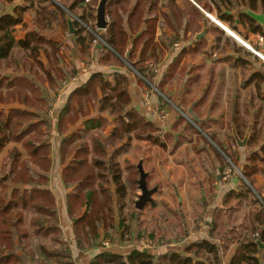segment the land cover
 Instances as JSON below:
<instances>
[{
	"label": "crops",
	"instance_id": "crops-1",
	"mask_svg": "<svg viewBox=\"0 0 264 264\" xmlns=\"http://www.w3.org/2000/svg\"><path fill=\"white\" fill-rule=\"evenodd\" d=\"M93 1L94 0H85L84 2L78 3L73 8L72 12L58 6L66 13L65 16L62 15L56 6L48 3L39 6L34 0H13V2L10 3L3 1L1 12L16 16V11L18 9H26L22 14L23 23L18 25L14 31V38L16 41H23L29 33L37 32L40 34V37L47 42L56 44V48L58 49V58L55 56L54 59L51 60L53 61L51 64L49 55L50 49L44 44L41 46L47 47V50L45 49L46 52L39 50L40 56L38 60L30 59L25 50L23 51L20 48L15 49L13 51L15 56L14 60L20 65L19 67L33 64V69L40 72L39 75L41 79L44 82H47L43 75V73L46 72L53 80L55 87L58 82L67 75V73L72 70L78 71L80 80L77 84L71 85L66 89L65 97L67 96L68 99L58 107V113H55L56 118L59 116L60 120H64L63 117L67 114V110L70 108L69 99L74 95L76 96V92L88 84L93 74H100L106 81L113 83L114 85L118 81L123 82L126 80L128 82L130 104L123 107V114L134 111L142 117L145 122L151 123L159 129L160 135L157 138L160 143L164 145L161 148H163L162 151H164L163 153L166 158L157 162L158 174L155 172V169H152L151 171L145 170V164L150 162L149 157L141 158L137 165L134 164L137 169L136 172H134V165H130L127 160L124 161L125 165H119L120 158L124 157V154L127 153L126 151L129 150L132 142L136 140L135 137L130 136L129 138L119 140L109 154H107L105 149L97 154L94 149L101 144L98 142L99 136L91 138V144L95 154L92 159L101 157L105 159V161L103 160L105 162V169L99 170V168L94 167L92 159V166H90L96 171L98 185L95 187L96 190H98L97 193L100 195V198L107 203V209L105 210L106 215L103 216L106 217V219L97 226L95 237H99V230L102 226H106L109 219L113 222V229H116L117 231L121 230L118 235L121 239H125L128 234H140L142 230L144 231V227L147 223L152 225L151 221L153 218L149 219V214L153 213L162 204V209L167 211H162V214L167 215L169 213L170 219L163 220L160 217H156L153 226H158L160 234L150 237L160 239L163 245L155 247L154 249H144L143 252H149V254L155 256L175 253L181 257H193V255L188 252L190 247L209 242L218 249L221 264H229L239 246L245 240L249 239L250 236L248 235L250 234L248 233L260 230L259 222L257 219L255 221V218L257 217V214L260 213V211H257L261 210L260 205H264V202L260 198V195L264 197V189L260 190V188H264V138L260 139L257 136L256 130L259 125L264 127V71H260V69L264 70V63H261L262 65H260V69L253 72L248 77V81H246V85H244H252L254 90L253 96H255V99L258 101V105H256L254 104L255 99H252L253 103L250 113L251 120L248 122V125H244L243 114L240 115V111L237 108L231 110L229 115L230 120H228V107L224 110V105L226 104L207 102L213 96V93L215 96L221 94L219 86L216 87L215 84V86L212 87L210 85V80L213 79L212 76L209 78L207 88L202 90L196 88L192 89L194 87L193 85L196 83V79H200L198 75L190 79L193 69L187 71L189 78L188 81L193 82V85L190 86V89H188L187 92L184 91L185 87L179 88L176 84L172 85L177 74L180 72V66L182 65V63L179 64L180 59H176L177 57L175 58L176 60L174 59L175 61L172 56H168L166 59L167 61L164 59V61L168 62V65L170 66L166 75L168 79L167 81L166 79H158L154 86H148V84L146 86L144 84L141 85V82L143 83V81L139 79L135 73L130 72L131 69L128 66L129 63L123 58L117 56L118 60H115L112 57L108 59L103 47L98 44H91L88 48H83V46L77 44L78 33L82 29L80 25V21L82 20L80 18L84 17L89 21L92 19L94 20V18L96 19L97 8L96 11H94L93 6L89 5L93 3ZM72 5L73 2L70 3V6ZM249 5V0H237V2L234 0H131L130 3L122 1L120 4L117 3V0H110L107 5V19H109L108 23L110 26L114 23V19L110 18L114 11L118 10L119 14L122 15L127 31L130 34L133 32L128 50L133 49L134 39L144 30L150 28L152 23L155 24L157 32L160 23H163L167 28H170L171 31L177 34V39L185 45L183 49L180 50L182 52H179L180 56L181 53L187 51L186 53L189 54L190 57H200L201 55L202 57H210L211 49L220 48V45H217L220 42L219 39L213 41L212 33L216 32L220 37L225 35L224 32L226 31L222 26L230 29L236 33V35H242L244 38L245 31L247 33L245 25L247 24V18H249L264 30V9H260L259 2L256 4V10L250 8ZM133 13H135L134 18H132V16H134ZM195 16L199 18L197 22L193 21ZM138 17L140 20L142 19L138 23L139 25L137 24ZM69 18H72L75 21L73 30H70L69 28ZM192 25L199 26V30H196L192 35H186L188 33V28ZM217 30H222V32H218ZM156 31L154 44L162 48V45L159 46ZM103 32L105 31L99 30L100 35H102ZM169 33L170 31H164L165 35H168ZM257 33L261 35L259 32ZM228 34L231 35L230 33ZM240 44L243 45V43ZM36 45L37 44H35V46ZM232 47L234 50L228 51V53L219 57L220 63L226 64L227 62H231L233 67H239L240 65H248L253 62L250 58H240L238 54L240 48L238 46L236 47L234 44ZM82 48L84 57H90L92 60V63L88 65L90 70L86 72L83 71V60L80 57L79 50H82ZM141 49L142 45L140 50H138L139 52H137L138 54L134 56V62L138 61ZM108 56L110 55L108 54ZM38 61L43 64L42 67L38 64ZM7 63L8 61H3V66L6 65L8 71H13V68L11 70V68H9L10 65H7ZM143 65H145V63L141 64V66ZM177 66L179 67L177 68ZM51 67L56 70L54 73L49 71V69L53 70ZM183 68L185 69V67ZM209 68L213 69V65H210L208 69ZM143 70L145 73V67ZM247 70L248 68L246 71ZM4 76L6 78L5 82L7 83L0 84V88H29L34 86L33 80L30 77H23L19 73L12 76L11 74L4 73ZM48 84L49 83H47L46 90L52 96L54 94L50 90ZM5 85L6 87L4 88ZM177 90L178 92L176 93ZM182 91H184V93H182ZM227 93L228 91L222 92V94ZM146 97L150 101V104L145 102ZM165 98L167 100H171L170 98H172L176 102V105L173 106ZM232 98L235 100L236 96L233 95ZM102 101L103 94L99 89L97 99L94 100L95 105L98 107V114L96 116L90 117L91 115H86L88 116L86 119L80 120V122H78L71 130L65 131L64 133H62L60 126H58L59 134L64 135L60 138L58 137L59 142L55 148L58 165L52 170L53 177L49 183V188L46 187V189L56 192L59 197L58 213L60 224L59 227H57V230L59 231L58 234L65 235L63 237L66 238L67 233L69 236L68 239L71 240V242L74 241V235L76 234L74 227L75 221L74 219H72L73 222L71 221L68 201L65 199L63 200L61 192L62 190H66V188L68 189L72 183L63 184V186L60 185L59 188H57L54 178L58 171L61 172L66 168L67 164L73 160L74 157L72 156L67 161H64L61 166L59 160V145L62 141L74 142V135H76V140H85V134L91 132L101 133V131L105 129H107L106 132H108V138L112 137V134H114L117 129L116 116L111 114L109 109H103ZM167 102L170 105H168ZM21 107L4 109L0 106V113L2 112L6 116L11 113V115L14 116L13 111L16 112L15 110H17L18 112L22 111L26 114H34L35 119H38L37 122L27 123L23 126L18 134L20 139L17 142L15 140L10 142V139H8V146H5L0 153V164L5 166V168L8 165H11L12 167L16 156L19 158L24 157L23 151L17 147V144H22V141L26 140L25 138H28L35 131L33 130L35 126L42 122V118H38L39 115H43L40 110L39 112H32L30 111L31 108ZM170 107H174L173 110L170 109ZM160 108L163 109L161 110ZM161 112L162 114L163 112H166L168 114L167 117L163 118ZM189 112L195 115L199 121L195 122ZM186 116H188V118ZM60 120L58 125H60ZM125 120L127 122L126 118ZM240 120L241 123L239 122ZM187 124H189L191 126L190 128L194 130L192 136H187L185 134ZM49 125L52 129H57L56 123L54 125ZM1 126L4 129L0 136L2 138L5 130L10 129L9 122L3 121ZM4 126H7V128H4ZM211 128H218L219 130L217 131L216 129H213L211 136L207 135V132H209ZM181 129L183 130V133L180 131ZM227 129H229V131H227ZM222 131L229 132L230 135L227 136L225 134V136H222L223 139L226 137V142L222 143L224 149L221 148V151L215 149L213 143L216 140V132L219 133ZM143 138L144 140L140 139L138 141H143L142 143L147 142L148 144L149 140H147V137ZM76 140L75 144L78 143ZM50 143L52 144L54 141L52 142V140H50ZM169 143L171 146H169ZM258 144L260 145V148L253 150V146ZM28 145L31 148L34 147V144ZM83 145L86 146V141ZM183 145L187 146L180 152L183 155V158L181 160L176 159L178 156L177 151ZM232 145H235L236 147L234 148ZM12 148L13 152L14 150H19V152L16 151V154H13L16 155L15 158H13L11 162H7L6 157L8 153L11 152ZM40 148L41 146H35L32 148V158H34L33 154L35 155V152ZM189 148H191V152ZM84 150L85 148L81 149V147H78V150L75 153L77 157L74 160L76 164L82 165V162L78 158L80 157V154H83ZM140 150H143V147H140ZM223 150H225L227 154L222 153ZM251 157L254 159L253 163H256L257 165L258 172L252 174L249 182L243 175V170L249 165V159ZM140 162H142L144 171L148 174L147 183L158 179L157 184L154 186V188H158L157 193L153 195L154 202L153 204H148L144 210H138L135 204L133 208L129 203L128 198L132 195V188H136L140 191L137 182H135V184H130L128 182V185H124L125 183L122 174H120L122 167L125 168L127 175L132 174L133 177H136V174H139L137 167ZM229 163L231 168L233 167V171L231 179L229 178L230 180L227 181L228 177H225L224 175ZM28 165L30 166L31 164ZM111 167L113 172H111ZM178 169L185 170V180L179 178ZM29 170L31 174L35 176L46 174L41 171H35L33 168H29ZM101 174L106 176V180H102L103 178L99 177ZM5 176L8 178L9 173H6ZM5 176L1 178L2 181H6L7 178L4 180ZM115 176L120 177V184L115 183L113 179ZM49 178L51 177L49 176ZM127 180L129 181V179ZM186 183L188 195H185L182 189V185H185ZM120 185H123V189L119 188ZM168 187L171 189V199L169 197L168 199H163V193L161 190L162 188ZM255 187H258L257 191L255 190ZM33 190H39V188H33ZM75 191L77 192L76 194ZM79 193H87V196L91 197L90 191L84 187L82 183H76L75 186L69 188V190L66 191V197L68 198L69 196V198L76 199L77 194ZM138 196L139 195H137V198ZM8 204V201L0 202V208H4L5 206H8ZM112 206H114V209L111 208ZM115 206H117L116 209ZM251 207H254L252 211L244 210ZM129 209H132L133 212ZM125 211L132 213L129 218L131 223L128 226L123 225V222L127 221L126 218L123 217ZM244 214L248 215L246 216ZM242 215H244V218L240 219ZM1 219L3 218L0 216V220ZM222 221L223 228L220 230ZM230 222L234 225L230 224ZM19 226L20 223L18 220L11 223V227L15 232V245L20 244L17 235ZM52 227L46 225L45 228H41L44 230L45 235L42 234L44 238L50 235L49 229H52ZM105 229L107 230V228ZM37 232L39 234V230ZM86 232L91 235L88 229H86ZM244 233H246V235H244ZM180 235L184 236L183 239L185 241V243L179 247L180 249L168 248V246H166L169 240H179ZM190 236H193V238ZM125 243L126 242L119 240L112 247H109L110 245L106 246L104 243L102 247H105L102 249L99 248V243L97 244L99 246L98 248H95L88 253H84V251L77 249L74 243H71L70 250H67V253H69L73 259L77 260L78 264H108L111 256H118L126 260L134 251H141L138 250L136 245L130 246ZM259 248L261 251L264 249L261 247ZM64 252L63 249L49 250L45 248L42 249V253L40 254L46 256V258L48 257L47 259L50 261L53 259L58 262V260L61 259L60 256L64 254ZM17 256L24 258V264H38L37 262H40V264L43 263V260L39 261L34 259L33 255L29 253L24 246L17 251ZM194 261L196 263V261L199 262L201 260L196 259ZM213 263L214 262L212 261L206 264Z\"/></svg>",
	"mask_w": 264,
	"mask_h": 264
},
{
	"label": "rangeland",
	"instance_id": "rangeland-1",
	"mask_svg": "<svg viewBox=\"0 0 264 264\" xmlns=\"http://www.w3.org/2000/svg\"><path fill=\"white\" fill-rule=\"evenodd\" d=\"M100 0H94L93 3L89 4L92 5L93 8H97ZM237 2V0H234ZM69 0H56L53 5L64 7L65 10H67V6L70 5ZM44 5V3L42 4ZM66 14V13H65ZM73 14V13H72ZM74 15V14H73ZM72 15V16H73ZM122 16L119 14L118 10L113 12V15L110 16L111 19L117 20V17ZM198 17L195 16L193 21L197 22ZM109 21V19H108ZM81 27L86 31L87 37L89 35L93 36L95 41L93 42L94 45H100L103 48L110 49L107 45L104 44V41L101 39V35L99 34V30L96 28V19L95 20H86L80 21ZM247 29V33L245 31L244 39L242 35H236L233 31L229 29L231 35L234 33L237 38L234 36L229 35L228 33L224 32L225 35H222L221 37L218 36L216 32L212 33L213 41L215 39H219L220 48L218 49L214 48L211 49L210 57H200L193 56L190 57L189 54L180 53L182 52L180 50L183 49L185 46L179 39H177V34H175L173 31H171L170 28H167L163 23H160L158 32L156 31V37L159 42V46H163L162 48L159 47L158 49V56L159 61L156 60H150L145 62V65L142 66V69L145 67L146 71L145 73L139 72L141 70L140 67H132L131 64L127 61V57L123 58L127 61L129 68L131 69L130 72L135 73V75L143 81L141 82V85L148 86H154L156 81L159 79H166L168 80L166 75L169 70L168 62H166L168 56H172L173 60L180 59L179 64L182 63L180 66V72L177 74L176 78L174 79L173 84H176L179 88H184V91H188L190 89V86L193 85V82L188 81V70H192V76L190 79L199 76L200 79H196V83L193 85L194 87L192 89H206L208 86L209 78L212 76L213 79L210 81V85L213 87L216 84V87L219 86L220 88V95L215 96L213 93V96L207 101L209 103L216 102V103H223L224 110L228 107L227 110V118L230 120V113L231 110L234 108L239 109L240 115L243 114L244 119V125H248V122L251 120V108H252V99H255V96H253L254 90L252 88V85L244 86L246 85V81H248V77L257 70L260 69L261 63H264V36L261 34L259 35L257 31L254 30V27L251 26L248 22L245 25ZM170 31L168 35L164 34V31ZM196 30H199V26L192 25L188 28L187 34H194ZM218 32H222V30H217ZM200 32V31H199ZM166 39V40H164ZM241 41L245 46L240 44L237 41ZM236 43V44H235ZM233 44L240 48V51H238L239 57L242 58H250L252 63L248 65H240L239 67H233V64L231 62H227L226 64H222L219 62V57L221 55H224L228 53V51L234 50L232 47ZM47 50V47H43ZM19 49V48H16ZM111 50V49H110ZM80 51V57L83 60L82 61V67L83 71H89L90 68L88 67L89 64L92 63L91 58L84 57L83 55V48ZM112 51V50H111ZM127 51H130L127 50ZM51 50L49 51L50 55V64L53 63L51 61L54 59L53 54H51ZM108 59H110V56H107ZM136 58V57H135ZM164 59L166 61H164ZM175 59V60H176ZM135 60V59H134ZM174 60V61H175ZM5 62V61H4ZM31 63V61H30ZM7 65H10L9 68H13V71H8L6 68V65L3 66V62L1 65L0 70V80L4 76V73L17 75L18 73L21 74V76L30 77L33 80L34 86L32 87H22V88H11V89H3L0 88V106L4 109H9L12 107H23V108H31L30 111L32 112H39V110L43 113V115H39L38 118H42V122L40 124H35V130L28 138H25L26 140L22 141V144H17V147H19L23 151L24 157H18L16 155V151L19 152V150L12 151L8 153L6 157L7 162H11L13 158L14 164L3 166L0 164V202H3L6 200V198H11L14 202L11 203L10 207L8 208V212L4 215L5 221H7V226L11 225V223L16 220H19L20 226L17 230V235L19 239L18 246H24L25 249L33 255V258L39 261L43 260L42 264H57V263H63V264H78L77 260L73 259L72 256H68L69 253H67V250H70L71 243H74L75 247L77 249H80L84 251V253H88L93 251L95 248H98L99 246L97 244L100 243L99 248L102 247L104 243H108L112 247L115 245L119 240L126 242V245H136L138 250L144 251V249H151L158 246L163 245L158 238H151L150 236H157L160 234L158 226L154 227V219L156 220V217H160L161 219H170V214L167 215L162 214L163 212H167L163 210L162 204L158 209H156L153 213L149 214V219H152V225H149L148 223L144 227V231L136 235H126L125 239H121L119 235V231L116 229H113L112 225L113 222L111 219H109L106 223V226H102L99 230V237H95V233L97 230L96 220L99 219V217L106 215V209H107V203H105L102 198H100V195L97 193L98 190H96V185H98V179L96 176V171L94 168H92L91 159L94 157L93 152V146L91 144V138L98 137V142L101 143L99 146L101 149H96V153L99 154L103 149L106 150L107 154H109L112 150V148L115 146V144L119 141L116 138H108V132H106L107 129L100 132H91L88 134H85L84 138L85 140H76V135L73 136L74 142H63L59 145V157H60V163L61 166L64 161H67L70 157H74L73 160H71L66 168H64L61 172L58 171L57 175L55 176V183L57 184V188L59 186H63L66 183L71 184L69 188H72L75 186L76 183H82L84 187H86L90 193L91 197H88L87 193H79L77 194V198H68L66 197V191L69 190V188L66 190H62L61 195L63 200L68 201V206L70 209V218L74 219V227L76 230V237L74 235V241L71 242L69 240V236L66 233V238L58 234L59 231L57 230V227H59L60 219H59V201H58V195L54 191H50L49 189H46V187L49 188V183L52 179V170L55 169L57 164L56 159V153L55 148L57 147V144L59 142V138L63 136L64 134H59V128L60 126L62 133L65 131L71 130L80 120L86 119V115H91L90 117L96 116L98 114V107L94 103V93L93 95H86V94H79L74 95L72 98L69 99V105L70 108L67 110V114L63 117V119L60 120L59 116L56 118L55 113H58L57 109L58 107L68 99V97H65V92L68 87L71 85L77 84L79 82V76L76 75H70L67 74L65 77L58 82L57 86L55 87V84L51 77L45 72L43 75L45 76V79L47 82H44L40 75L39 71H35L33 69L34 65L29 64L24 67H19L20 65L16 62V60L11 59L7 63ZM210 65H213V69H208ZM247 66V67H245ZM50 67V65H49ZM179 66H177L178 68ZM185 67V69L183 68ZM248 70L246 71V69ZM51 69H53L51 67ZM182 69V70H181ZM41 70V69H40ZM51 73H54L56 70H50ZM260 71H264L263 69H260ZM83 72V73H84ZM38 73V75H37ZM166 77V78H163ZM8 79V78H7ZM9 80V79H8ZM4 81H0V83H7ZM124 82V87L128 94V82ZM47 83H49V88L53 92L54 95H50L48 91L46 90ZM140 83V82H138ZM146 83V84H145ZM168 83V82H167ZM100 84V83H98ZM169 84V83H168ZM140 85V84H139ZM140 85V86H141ZM6 85L4 86V88ZM95 90L94 92L97 94L99 93L100 86L94 85ZM173 87V86H172ZM215 87V88H216ZM149 88V87H148ZM6 91H3V90ZM179 90V89H178ZM176 91V93L178 92ZM215 90V89H214ZM182 91V93H184ZM223 91H228L227 94H222ZM150 92V91H149ZM257 94V93H255ZM233 95L236 96V99L234 100L232 97ZM51 96V97H50ZM166 99V98H165ZM171 100H167L172 104L173 106L176 105V102L170 98ZM188 99V98H186ZM48 100V101H47ZM148 104H150V101L146 97V101ZM167 102L168 105H170ZM254 104L258 105L257 99H255ZM146 105V104H145ZM148 106V105H146ZM21 107V108H22ZM174 107H170V109L173 110ZM161 110L163 108H160ZM16 112L13 111V115H5L4 113H0V121L9 122L10 129H6L4 133V137H7L11 141H18L20 138L18 137L19 132L22 130L23 126L25 124L37 122L35 119V115L26 114L25 112ZM209 112V111H208ZM22 113V114H21ZM167 113L161 112V116H165ZM168 115V114H167ZM46 120V121H44ZM52 120V121H50ZM60 120V125L59 124ZM241 123V120L239 121ZM57 124V129H52L49 124ZM186 131L185 134L187 136H192L193 129H191L190 125H186ZM218 128H211L209 132H207V135L212 134V130ZM246 129V128H245ZM244 129V130H245ZM183 133V130H180ZM207 131V130H206ZM229 131V129H227ZM257 136L262 139L264 138V127H261L259 125L258 129L256 130ZM216 140L213 143V146L215 149H219L222 151L223 148V142H226L225 139L222 138V136H225V134L228 136L230 135L229 132H216ZM121 136V135H120ZM124 139L131 137L137 138V133L134 132H124L123 135ZM142 137H147L146 134H142ZM3 137V135H2ZM56 137V138H55ZM59 137V138H58ZM111 137V136H110ZM208 137V136H207ZM24 138V137H23ZM22 138V139H23ZM71 138V137H70ZM135 138V139H136ZM7 139V140H8ZM54 139V140H53ZM50 140L54 143H50ZM75 140L78 142L75 144ZM86 141V146L85 144ZM143 141H138L136 139L134 142H132L129 150H127L126 154H124V157H121L119 160V165L122 166V164L125 165L124 161H129L130 165L135 164L137 165L139 160L144 157H149L150 162L145 164V170L151 171L152 169H155V172L158 174V168H157V162L159 160H164L166 156L164 155L163 148L159 144H154L152 141L149 140V143L147 142L142 143ZM9 144V143H8ZM7 142L5 146H8ZM28 144H34V147L41 146V148L36 151L35 155L33 154L34 158L31 157L32 154V148ZM44 144V145H43ZM83 145V146H82ZM120 145V144H118ZM117 145V146H118ZM157 145V146H155ZM4 146V147H5ZM52 146V149H51ZM159 146V147H158ZM169 146L170 143H169ZM229 146V145H228ZM78 147H81V149L85 148L83 151V154H80V161L82 162V165L76 164L74 160L76 159L77 155L75 153L78 150ZM140 147H143V150H140ZM186 145L181 146L177 151V158L181 160L183 158V155L180 153ZM232 147H236L235 145H232ZM257 147V148H255ZM222 148V149H221ZM253 150H257L260 148V145L253 146ZM17 149V148H15ZM190 152H191V148ZM98 150V151H97ZM252 150V148H251ZM252 150V151H253ZM2 151V150H1ZM166 152V151H165ZM27 153V154H26ZM91 153V155H90ZM222 153H226L225 150H223ZM227 154V153H226ZM65 157V158H63ZM64 159V160H63ZM104 160L101 158H96ZM230 160V159H229ZM228 160V161H229ZM31 162V163H29ZM230 162V161H229ZM232 162V161H231ZM33 163V164H32ZM28 164H31L30 166ZM91 165V166H90ZM113 165V164H112ZM134 165V172H136V166ZM60 166V167H61ZM167 166V165H166ZM9 168V170H8ZM29 168L35 169V171H41L46 173L45 175L41 176H35L32 175ZM138 168V167H137ZM117 169V168H115ZM114 169V170H115ZM167 169V168H166ZM233 167L231 168V165L229 163V166L226 168L225 171V177H228L227 181L231 179L232 176ZM111 172H113V169L111 167ZM139 172V171H138ZM6 173H9L8 178L6 181H2V177L6 175ZM120 174H122L124 185H128V182L131 184V182L134 181L138 182L139 180V174H136V177H132V174L127 175V172L125 168L121 167ZM178 175L181 180L186 179V172L185 170L178 169ZM49 176L51 178H49ZM7 177V176H5ZM230 178V179H229ZM129 179V181L127 180ZM188 179V177H187ZM225 181V180H224ZM158 182V179H155V181L148 182L149 189H152ZM125 187V186H124ZM137 187V186H136ZM18 188V190H17ZM33 188H39V190H33ZM183 192L185 195H188V188L187 183L182 185ZM264 188H260L262 190ZM44 190V191H43ZM255 190H258V187H255ZM161 192L163 193L162 198L168 199V197L171 199V189L168 188H162ZM77 192L75 191V194ZM141 192L136 189L132 188V195L128 198L129 203L133 206L134 204L136 206V201L138 200L137 195H140ZM163 203V202H161ZM17 204V206H16ZM127 204V202H126ZM117 205V203H116ZM173 205V204H172ZM117 206H115L116 209ZM114 209V206L111 207ZM254 208V207H253ZM253 208H246L245 211H252ZM256 209V207H255ZM131 212H133L132 209H129ZM258 212L260 210H257ZM192 213V212H189ZM204 214V213H203ZM130 213L129 211H125L123 213V217L126 218L127 221L123 222V225L128 226L130 222ZM248 215V214H244ZM244 215L241 216L240 219L244 218ZM3 220H0V223ZM230 224L234 225L230 222ZM43 225L47 226H53L52 229H49L50 235L46 236V238L43 237L44 230L41 229ZM6 226V225H5ZM249 226V225H248ZM251 226V225H250ZM11 227V226H10ZM9 227V229H10ZM7 228V227H6ZM107 228V230L105 229ZM202 228V224H201ZM223 228V221L222 225L220 226V230ZM8 229V230H9ZM86 229H88L91 233V235L86 232ZM39 230V234L38 231ZM141 231V230H140ZM48 232V233H49ZM75 232V231H74ZM11 233V232H10ZM43 234V235H42ZM248 236H252V232H249ZM246 235V233H244ZM112 237V238H109ZM135 237V238H133ZM193 238V236H190ZM13 239L12 234L10 235V239ZM184 236L180 235L179 240H169L166 246L168 248H174V249H180L179 247L185 243ZM132 239V240H130ZM178 239V238H177ZM1 245V241H0ZM108 247V248H109ZM49 249V250H59L63 249L65 252L60 256L61 259L58 260V262L54 261L53 259L50 261L46 258V256H43L42 249ZM136 248V249H137ZM151 251V250H147ZM146 251V252H147ZM149 253V252H148ZM71 257V258H70ZM185 257V256H184ZM40 264V262H37Z\"/></svg>",
	"mask_w": 264,
	"mask_h": 264
},
{
	"label": "trees",
	"instance_id": "trees-1",
	"mask_svg": "<svg viewBox=\"0 0 264 264\" xmlns=\"http://www.w3.org/2000/svg\"><path fill=\"white\" fill-rule=\"evenodd\" d=\"M3 1L10 3L13 2V0H0V70L3 61L9 62V60L15 59L13 51L16 48H20L23 51L25 50L30 59L38 60L40 56L39 50L46 52L45 48H43L44 46H41L44 44L47 47H49V49L53 54V57L56 56V58H58L57 54L59 53H58V49L56 48V44L47 42L45 39L41 38L40 34H38L37 32L29 33L26 39L23 41L15 40L14 31L18 25L23 23L22 14L23 12H25L26 9H18L16 11V16L2 13L1 5ZM34 1H36L39 6H41L43 3H48L53 5L54 2H56V0H34ZM69 1L73 2V5L67 6V10H69V12H72L73 8L78 3L84 2L85 0H69ZM122 1H125L126 3H130L131 0H117V3L120 4ZM249 2H250L249 5L250 8H253L254 10L257 9L256 6L257 2H259L260 9H264V0H249ZM56 8L62 13L63 16L66 15L63 9H61L58 6ZM94 11H96V8H94ZM133 15L134 16H132V18L135 17V13H133ZM80 19L82 21H85L84 17H81ZM116 19H118V21L113 20L114 23L110 25L109 28L101 35V39L112 51L105 47L103 49L107 54V56L109 54L110 57L114 58L115 60H118L117 56L121 58L127 57V61L131 64L132 67L141 68L139 72H141L142 74V72H144L141 66L142 63L156 59H157L156 61H159V56H158L159 47L154 44L156 26L154 23H152L150 28L140 33V35L136 37L133 41V49L127 51L131 43V35L133 34V32H131L130 34L127 31L122 16H119ZM141 20L138 17L137 24ZM247 22L254 27L255 31L261 33L262 35L264 34L263 28L257 26L254 21L247 18ZM87 39H88V43H87ZM94 41L95 39L93 36L89 35L87 37L86 31L83 28L79 31L77 37V44H80L81 46H83V48H88L91 46V44H93ZM35 44L37 45L35 46ZM141 45H142V49L139 54V59L137 62H134L133 61L134 56L138 54L137 52H139L138 50H140ZM38 64L41 67L43 66L41 62H39ZM67 74L76 75L78 74V71L72 70ZM5 79H6L5 76H3L0 81H4ZM0 84H4V83H0ZM96 84L100 86V90L102 91L103 94V101H102L103 109L106 108L109 109L110 113L116 116L117 129L115 130L114 134H112L111 139L116 138L118 140H122L124 139V136H122L124 132L128 133L135 131L137 133V138L135 137L136 139L144 140V138L141 135L146 134L147 140L152 141L154 144H159L160 146H164L162 143H160L159 139L157 138L160 135V132L155 125L145 122L144 119L134 111H131L126 114L122 113L123 107L128 106L130 104V98L124 87V82L118 81L114 85L113 83L106 81L102 75L93 74L88 84L84 88L79 89L76 92V94L93 95L94 93L93 100H96L97 97H96V93L94 92L95 90L94 85ZM125 118L127 119V122ZM1 124H3V121H0V136L4 131ZM4 128H7V126H4ZM7 139L8 138L4 136L0 139V153L1 150L4 148V146L6 145V142H8ZM97 148L101 149L100 146H98ZM92 160L94 167L99 168V170L105 169V162L103 160L100 159H92ZM253 160H254L253 157H251L249 159V165L245 167L243 170V175L245 176V178H247L249 182L252 174L258 172L257 165L256 163H253ZM99 177L103 178L102 180H106V176L103 174L99 175ZM113 179L115 183L120 184L121 180L119 176H115L113 177ZM131 183L135 184L134 179ZM119 188L123 189V185H120ZM260 198L264 202V197L262 195H260ZM5 201L9 202L8 206H5L4 208H0V216L3 218L1 219L3 221H1L0 223V241H1L0 264H24L25 263L24 258L17 256V251L20 250L22 246L15 245L14 243L15 232L13 231V228L10 227L11 225H9L10 227L9 229V227L7 226V221H5V216H4L9 211L8 208L10 207L11 203L14 201L11 198H6ZM260 207H261L260 213L257 214V217L255 218V221L257 219V221L259 222L260 230L254 231L252 234V236L254 237H249V239L245 240L239 246V248L237 249L235 255L232 257L229 264H264V249L261 251L259 245L257 244L258 239L262 243H264V205H260ZM105 219L106 217L103 216L99 217V219L96 220L97 221L96 225L98 226L99 224L104 222ZM45 226L46 225H43L42 228H45ZM11 234L13 236V239L12 238L10 239ZM188 252H190V254L193 255V257H181L180 255L175 253L155 256L149 253H145L143 251H134L132 255L127 257L126 260L118 256H111V259L108 261V264H206L212 261L214 262L213 264H221V259L219 256L218 249L209 242L208 243L204 242L199 245H193L188 249ZM68 256L71 255L68 254ZM196 259L201 261L199 262L196 261L195 263L194 260Z\"/></svg>",
	"mask_w": 264,
	"mask_h": 264
},
{
	"label": "water",
	"instance_id": "water-1",
	"mask_svg": "<svg viewBox=\"0 0 264 264\" xmlns=\"http://www.w3.org/2000/svg\"><path fill=\"white\" fill-rule=\"evenodd\" d=\"M109 1L110 0H100L97 7L96 28L100 31H106L109 27V23L107 19V5ZM74 23L75 21L72 18L68 19L70 30H73ZM189 114L193 117L195 122L199 121L195 115L191 114V112H189ZM138 171L140 178L137 184L139 186V189L141 190V195L138 197V201L136 202V208L138 210H142L143 207L146 206L147 204H153L154 202L153 195L157 193L158 188H154L151 190L148 188L147 185L148 174L144 171L142 162H140L138 165ZM6 178L7 177H5L4 180ZM257 244L259 245V247L264 248V244H262V242L259 239Z\"/></svg>",
	"mask_w": 264,
	"mask_h": 264
},
{
	"label": "bare ground",
	"instance_id": "bare-ground-1",
	"mask_svg": "<svg viewBox=\"0 0 264 264\" xmlns=\"http://www.w3.org/2000/svg\"><path fill=\"white\" fill-rule=\"evenodd\" d=\"M223 29H224L226 32H230L229 29H227V28L224 27V26H223ZM232 35H233L235 38H237L236 35H234V33H233ZM239 42L242 43L240 40H239ZM243 45H244V44H243Z\"/></svg>",
	"mask_w": 264,
	"mask_h": 264
},
{
	"label": "flooded vegetation",
	"instance_id": "flooded-vegetation-1",
	"mask_svg": "<svg viewBox=\"0 0 264 264\" xmlns=\"http://www.w3.org/2000/svg\"><path fill=\"white\" fill-rule=\"evenodd\" d=\"M139 177H140V176H139ZM147 179H148V178H147ZM147 185H148V183H147ZM148 188H149V187H148ZM152 189H154V187H153ZM150 190H151V189H150ZM140 191H141V190H140ZM140 195H141V194H140ZM140 195H139V196H140ZM139 196H138V197H139ZM137 201H138V200H137ZM137 201H136V202H137ZM147 205H148V204H147ZM147 205H146V206H147ZM146 206H144L142 210H144V209L146 208Z\"/></svg>",
	"mask_w": 264,
	"mask_h": 264
},
{
	"label": "built area",
	"instance_id": "built-area-1",
	"mask_svg": "<svg viewBox=\"0 0 264 264\" xmlns=\"http://www.w3.org/2000/svg\"><path fill=\"white\" fill-rule=\"evenodd\" d=\"M223 27V26H222ZM105 44V43H104ZM106 45V44H105ZM167 117V114L165 116H163V118H166ZM188 118V116H186ZM106 246H108L109 244L108 243H105Z\"/></svg>",
	"mask_w": 264,
	"mask_h": 264
}]
</instances>
